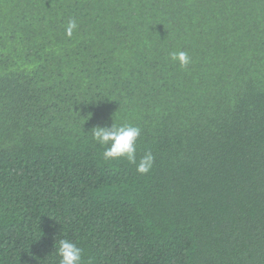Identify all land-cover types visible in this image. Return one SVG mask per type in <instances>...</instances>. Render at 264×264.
Here are the masks:
<instances>
[{
    "label": "trees",
    "instance_id": "obj_1",
    "mask_svg": "<svg viewBox=\"0 0 264 264\" xmlns=\"http://www.w3.org/2000/svg\"><path fill=\"white\" fill-rule=\"evenodd\" d=\"M114 121L147 175L103 158ZM61 238L93 264H264V0H0V264H59Z\"/></svg>",
    "mask_w": 264,
    "mask_h": 264
},
{
    "label": "clouds",
    "instance_id": "obj_2",
    "mask_svg": "<svg viewBox=\"0 0 264 264\" xmlns=\"http://www.w3.org/2000/svg\"><path fill=\"white\" fill-rule=\"evenodd\" d=\"M77 29L76 19H69L65 34L71 38ZM169 56L182 68H186L191 63V56L186 51H173ZM90 133L96 144L104 149L102 155L106 161L126 159L128 163L136 166V171L141 175H147L153 169L155 156L152 152H146L137 160V142L142 133L139 126L118 124L114 121L111 126H96ZM55 253L59 257V264H93L91 258L85 262L84 249L68 238L59 239Z\"/></svg>",
    "mask_w": 264,
    "mask_h": 264
}]
</instances>
